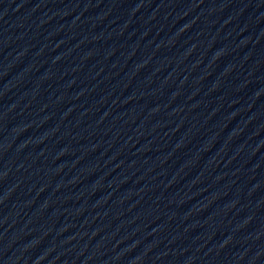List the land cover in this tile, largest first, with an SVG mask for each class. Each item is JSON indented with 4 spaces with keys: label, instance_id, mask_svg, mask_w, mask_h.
I'll return each instance as SVG.
<instances>
[{
    "label": "water",
    "instance_id": "obj_1",
    "mask_svg": "<svg viewBox=\"0 0 264 264\" xmlns=\"http://www.w3.org/2000/svg\"><path fill=\"white\" fill-rule=\"evenodd\" d=\"M0 264H264V0H0Z\"/></svg>",
    "mask_w": 264,
    "mask_h": 264
}]
</instances>
